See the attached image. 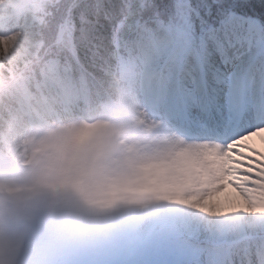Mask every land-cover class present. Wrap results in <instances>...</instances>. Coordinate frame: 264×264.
I'll use <instances>...</instances> for the list:
<instances>
[{"label": "rangeland", "instance_id": "374dc122", "mask_svg": "<svg viewBox=\"0 0 264 264\" xmlns=\"http://www.w3.org/2000/svg\"><path fill=\"white\" fill-rule=\"evenodd\" d=\"M25 42L18 29L0 37V55L9 66L4 58L0 65L7 74L25 55L23 49L37 41ZM123 47L125 60H118V67L112 63L104 69L115 75L106 82L115 100L94 106L85 100L81 105L86 115L98 118L97 129L94 121L83 118L73 123L75 118L62 116L53 105L56 113L52 109L37 113L39 108L34 106L32 115L26 113L24 121L17 122L16 131L10 124L3 132L8 154L0 160V183L11 200L6 204L0 196V264H77L130 243L137 230L172 212L234 214L246 230L258 229L264 221V164L256 163L264 161V130L241 135L235 144L214 140L206 133L189 139L176 136L172 124L143 114L148 104L140 106L137 97L147 84L143 77H149L145 56L134 41ZM118 51L113 49L114 57ZM14 77L22 97L34 98L22 71ZM50 82L45 79L43 85ZM64 86L63 93L73 97ZM108 114L118 118V131L107 139L110 126L101 117ZM38 117L47 124L36 122ZM205 147L211 150L207 156ZM38 151L44 157L36 160L35 156H41ZM214 152L224 160L220 170L209 166ZM250 156L254 159L248 160ZM93 158L97 162L87 173ZM73 163L82 175L85 171L77 181L82 190L77 195L71 190L77 183L69 170ZM257 168L261 171L256 172ZM45 199L64 209V217L57 216Z\"/></svg>", "mask_w": 264, "mask_h": 264}, {"label": "snow or ice", "instance_id": "6c2138e0", "mask_svg": "<svg viewBox=\"0 0 264 264\" xmlns=\"http://www.w3.org/2000/svg\"><path fill=\"white\" fill-rule=\"evenodd\" d=\"M259 3L255 15L242 10L241 0H144L129 39L145 56V102L154 112L227 143L264 128ZM233 215L172 212L137 230L130 243L77 264H264V221L246 230Z\"/></svg>", "mask_w": 264, "mask_h": 264}, {"label": "trees", "instance_id": "16d2710c", "mask_svg": "<svg viewBox=\"0 0 264 264\" xmlns=\"http://www.w3.org/2000/svg\"><path fill=\"white\" fill-rule=\"evenodd\" d=\"M143 3L144 0H0V37L18 29L26 37L25 43L37 41L30 49H23L25 55L13 64L12 75L0 65V156L8 154L7 143L2 140L7 122L10 118L16 122L27 106L13 80L16 72L21 70L32 85L39 83L42 74L50 76L55 71L76 86H86L91 94L98 90L102 93L112 78L104 69L108 70L117 59L112 51L116 47L123 53V46L133 41L129 33ZM241 4L242 10L255 15L261 12L259 0H241ZM2 58L8 65L5 56L0 55ZM42 90L47 96L54 93L51 86ZM39 153L41 156L34 159L44 157L43 152ZM77 166L71 169L82 175ZM78 184L71 189L75 195L82 192Z\"/></svg>", "mask_w": 264, "mask_h": 264}, {"label": "bare ground", "instance_id": "6f19581e", "mask_svg": "<svg viewBox=\"0 0 264 264\" xmlns=\"http://www.w3.org/2000/svg\"><path fill=\"white\" fill-rule=\"evenodd\" d=\"M45 79H47L46 77H44ZM41 101H43V99H40ZM66 102L64 99H62V101L60 100H57L53 103V105H64ZM136 109V108H135ZM200 133V132H198ZM192 136H194V134H192ZM199 136H201L199 134ZM190 137H188L189 139ZM198 138V137H197ZM190 141H193V140H190ZM191 144H194V142H190ZM210 148H209V151H208V147H205L204 148V153H205V156H207L208 152H210ZM209 155V154H208ZM211 162L209 161V166L214 170V169H219L220 170V167L221 165H223V162L224 160L221 159V157H219V152H214V154L212 155V158L210 159ZM217 167V168H216Z\"/></svg>", "mask_w": 264, "mask_h": 264}]
</instances>
